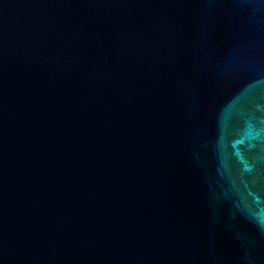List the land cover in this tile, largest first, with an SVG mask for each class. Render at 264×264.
Instances as JSON below:
<instances>
[{
  "label": "water",
  "instance_id": "obj_1",
  "mask_svg": "<svg viewBox=\"0 0 264 264\" xmlns=\"http://www.w3.org/2000/svg\"><path fill=\"white\" fill-rule=\"evenodd\" d=\"M0 264H264V0H0Z\"/></svg>",
  "mask_w": 264,
  "mask_h": 264
}]
</instances>
